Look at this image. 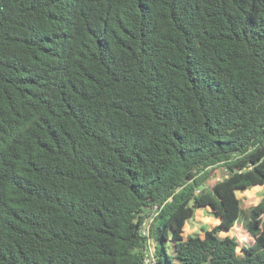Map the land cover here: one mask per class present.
<instances>
[{
	"label": "trees",
	"instance_id": "16d2710c",
	"mask_svg": "<svg viewBox=\"0 0 264 264\" xmlns=\"http://www.w3.org/2000/svg\"><path fill=\"white\" fill-rule=\"evenodd\" d=\"M259 186L264 0H0V264H264Z\"/></svg>",
	"mask_w": 264,
	"mask_h": 264
},
{
	"label": "rangeland",
	"instance_id": "374dc122",
	"mask_svg": "<svg viewBox=\"0 0 264 264\" xmlns=\"http://www.w3.org/2000/svg\"><path fill=\"white\" fill-rule=\"evenodd\" d=\"M216 179L223 178L227 176V171L225 168H219L216 170ZM238 198L241 200L242 209L248 211L251 207L257 205L264 195V186L250 188L244 191H239L237 193ZM247 218L243 214L241 220L236 224L234 229H232L228 234L236 235L241 241L245 242L247 245H251L254 242V238L245 229ZM219 221L211 214L207 209H198L193 219L189 220L185 226V236L190 235H203L206 230H211L217 226ZM227 233H221V236H225ZM152 251H155L154 241L151 240ZM171 254V249L169 250Z\"/></svg>",
	"mask_w": 264,
	"mask_h": 264
},
{
	"label": "built area",
	"instance_id": "2783aa9c",
	"mask_svg": "<svg viewBox=\"0 0 264 264\" xmlns=\"http://www.w3.org/2000/svg\"><path fill=\"white\" fill-rule=\"evenodd\" d=\"M160 209H159V206H154L153 207V212L152 214L149 216V217H146L141 229H140V232L141 234L144 236V237H148V246L145 250V263L146 264H156L155 262V251L153 250L152 251V248H151V239H150V226H151V223L153 222L155 216L159 213Z\"/></svg>",
	"mask_w": 264,
	"mask_h": 264
},
{
	"label": "water",
	"instance_id": "95a60500",
	"mask_svg": "<svg viewBox=\"0 0 264 264\" xmlns=\"http://www.w3.org/2000/svg\"><path fill=\"white\" fill-rule=\"evenodd\" d=\"M188 238H190V237H188Z\"/></svg>",
	"mask_w": 264,
	"mask_h": 264
}]
</instances>
